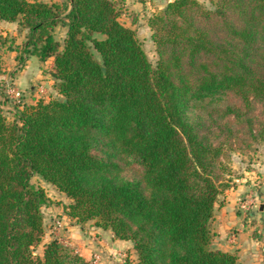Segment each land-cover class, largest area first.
Segmentation results:
<instances>
[{
    "label": "trees",
    "instance_id": "16d2710c",
    "mask_svg": "<svg viewBox=\"0 0 264 264\" xmlns=\"http://www.w3.org/2000/svg\"><path fill=\"white\" fill-rule=\"evenodd\" d=\"M117 5L0 0V20L28 30L19 62L53 59L57 93L13 121L0 110V264H91L57 240L34 255L50 202L35 175L76 224L132 242L135 264H241L213 246L212 222L231 150L264 146V0L157 8L155 67Z\"/></svg>",
    "mask_w": 264,
    "mask_h": 264
},
{
    "label": "rangeland",
    "instance_id": "374dc122",
    "mask_svg": "<svg viewBox=\"0 0 264 264\" xmlns=\"http://www.w3.org/2000/svg\"><path fill=\"white\" fill-rule=\"evenodd\" d=\"M42 1L49 4H60L62 6H65L69 2V0ZM115 1L120 10V22L136 31L149 61L155 67L159 57L152 40V32L147 26V18L157 8L163 9L169 0ZM199 1L206 8L215 9L218 0ZM18 28L17 32H14L13 35L10 34L12 33L10 31L11 29L4 30L0 26V56L2 58L0 76L5 75V77L0 78V110L8 121L14 120L15 114L18 111L17 106H19L21 111L23 105H29L27 101H30V98L37 99V97L32 98L33 92L29 89L31 86L23 90L14 83L18 74L25 68L28 60L31 58L34 60L31 57L25 64L19 62L18 58L21 55L24 57L22 49L27 42L28 30L24 27L20 28L18 26ZM66 33V27L61 24L53 32L60 43L64 41ZM97 37L101 38V36ZM95 56L98 60L100 59L97 53H95ZM45 66H41V70L44 72L42 80L49 82L47 77L49 70ZM36 68L40 69L38 65H36ZM32 84L30 83L29 85ZM37 86L38 95L40 96H38L39 100L47 102L52 97L57 96L56 90L53 89L54 84L53 86L50 83H47V85L39 84ZM11 89L22 92V97L19 101H15L10 97L8 91ZM230 101L233 103L237 102L232 97ZM36 103L31 105H35ZM254 113L258 114L259 110ZM228 163L232 171L227 176L230 179L231 188L224 192L217 205L222 204L223 207L225 206L226 198L230 195L227 193L235 194L241 186H244L245 190L237 196L233 210L232 207L231 210L225 209L226 207H224L222 215L219 213L218 216L221 217V221L225 220L228 215L227 211H229V214L232 211L239 218V226L242 230L240 233L241 237H238L234 246L237 247L242 243L246 244L243 249L238 250V259L241 264H264V213L262 214L260 211V205L264 204V146L254 142H248V144L241 146L236 144L230 152ZM32 184L35 187L44 189L50 201L49 205L43 209L45 233L42 242L33 249L35 256L43 257L45 245L57 240L72 248L75 253L81 255L91 264H135L137 255L133 246L131 248H128L126 245L116 246L114 242L117 239H114L108 231L97 227L94 222H88L85 225L76 224V221L71 220L67 216L64 209L65 206L72 203L71 199L60 193L53 185L44 181L40 176L35 175L32 178ZM232 188L233 190H231ZM252 191H255L256 195H253ZM261 193L262 195H260ZM251 195L252 198L250 197ZM230 203L233 204V202ZM244 205L246 207H243ZM246 217L249 219L247 220ZM223 222H220V224L215 223L212 229L215 231L217 227L218 230L216 231L218 232H221L223 227L227 229L225 225L220 226ZM236 227L238 226H235L233 229H236ZM231 231L227 229L225 234L215 233V236H217L216 238L219 237L218 240H221V236L226 237ZM216 238L215 242H217Z\"/></svg>",
    "mask_w": 264,
    "mask_h": 264
},
{
    "label": "crops",
    "instance_id": "0c3cea01",
    "mask_svg": "<svg viewBox=\"0 0 264 264\" xmlns=\"http://www.w3.org/2000/svg\"><path fill=\"white\" fill-rule=\"evenodd\" d=\"M171 1H173V0H169L168 2H171ZM0 26L2 28H4V30L11 29L10 31L12 33H10V34H13V35H14V32H17V30L19 29L17 22H7V21L0 20ZM15 35H17V34L15 33ZM33 58H34V60H32V58L30 60H28L25 68L22 69V71L18 74L17 79L14 80L15 85L18 86L19 88L23 89V90H25L28 86H31L29 89L32 90V92H33V97L32 98L37 97V99H31L30 98V101H27V102H29L28 103L29 105L39 101L38 98L40 96L38 95L39 93H38V90H37V87H38L37 85H39V84L47 85V83L48 84L50 83L53 86V84H54L53 81L51 80L52 78H51V75L49 73V71L53 68V59H49L47 62H41L38 58H36V57H33ZM31 62H32V65L30 66ZM36 65H38L40 67V69L36 68ZM44 65H46L45 66L46 69L49 70L48 73H47V77L49 79V82H45V81L42 80L44 72H42L41 66L43 67ZM3 77H5L4 74L0 76V78H3ZM30 83H33V84L29 85ZM53 89L55 90L54 86H53ZM231 190H233V188ZM243 190H245V187L241 186L235 194L227 193V194H230V195H229V197L226 198V203H225V206H224V207H226L225 209H230L231 210V207H232V210H233V208L235 206L234 204H236L234 202H236L237 196L240 195ZM252 194L256 195L255 191H252ZM260 195H262V193ZM250 197L252 198V195ZM230 202H233V204H231ZM224 207H223L222 204L216 205L215 217H214V220L212 222V228H213V225H215V223L220 224V222L224 221L220 226L225 225L228 230H232V231L230 233H228V235H226V237L221 236L220 237L221 240H218L219 237L216 238L217 236H215L214 237V241H213V246H216L215 247L216 249H219V250H222V251H225V252H228V253H232V254H234V255H236L238 257V253H239L238 250L243 249L244 245H246V244L242 243L241 245H239L237 247L234 246V244L236 243V240L241 235L240 233L242 231L241 227L239 226V224H240L239 223V218H237V214L235 215V213H233L232 211H231V214H229V211H227L228 215H227L226 219L221 221V219H220L221 217L218 216V215H219V213H220V215H222ZM260 211H261L262 214L264 213V204L260 205ZM248 219L249 218H247V220ZM226 223H227V225H226ZM235 226H238V227H236V229H233V228H235ZM227 229H225L223 227V229H221V232H218V231H216V230H218L217 227H216L215 231H214V229H213V231H214V233H219V234L222 235V234H225V231ZM215 238H216L217 242H215ZM224 238L227 239V241H225ZM114 243H115L116 246L126 245L128 248H131L133 246V243L130 242V241L115 240Z\"/></svg>",
    "mask_w": 264,
    "mask_h": 264
},
{
    "label": "built area",
    "instance_id": "2783aa9c",
    "mask_svg": "<svg viewBox=\"0 0 264 264\" xmlns=\"http://www.w3.org/2000/svg\"><path fill=\"white\" fill-rule=\"evenodd\" d=\"M8 94L10 95L11 98H13L15 101H19L22 97V92L15 90V89H11L8 91ZM246 207V205L244 206Z\"/></svg>",
    "mask_w": 264,
    "mask_h": 264
},
{
    "label": "water",
    "instance_id": "95a60500",
    "mask_svg": "<svg viewBox=\"0 0 264 264\" xmlns=\"http://www.w3.org/2000/svg\"><path fill=\"white\" fill-rule=\"evenodd\" d=\"M165 8V7H164Z\"/></svg>",
    "mask_w": 264,
    "mask_h": 264
}]
</instances>
